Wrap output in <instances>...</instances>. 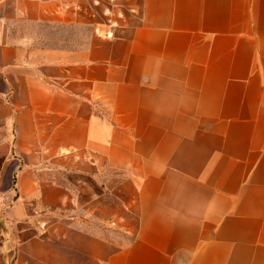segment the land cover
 Instances as JSON below:
<instances>
[{
	"label": "crops",
	"instance_id": "0c3cea01",
	"mask_svg": "<svg viewBox=\"0 0 264 264\" xmlns=\"http://www.w3.org/2000/svg\"><path fill=\"white\" fill-rule=\"evenodd\" d=\"M0 29V264H264V0H0Z\"/></svg>",
	"mask_w": 264,
	"mask_h": 264
},
{
	"label": "rangeland",
	"instance_id": "374dc122",
	"mask_svg": "<svg viewBox=\"0 0 264 264\" xmlns=\"http://www.w3.org/2000/svg\"><path fill=\"white\" fill-rule=\"evenodd\" d=\"M9 31H10L9 36H12V37L20 35V34H18L20 32H25V33H28L29 35H31V37H35V38H37V37L41 38V37H45V36L48 38H53L57 35H61L63 32V31H59V30H55V31L54 30H42V29H38L36 27H32L29 25H11ZM4 32H5L4 30L0 29V36H5ZM90 190H92V192H96L98 190V188L96 187V185L91 184ZM64 212L65 213L69 212V209H66ZM47 214L51 215V213H47ZM51 219H54V217H51ZM24 233L25 232H23V234Z\"/></svg>",
	"mask_w": 264,
	"mask_h": 264
}]
</instances>
